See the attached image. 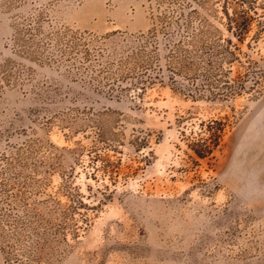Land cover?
Returning a JSON list of instances; mask_svg holds the SVG:
<instances>
[{
  "label": "rangeland",
  "instance_id": "1",
  "mask_svg": "<svg viewBox=\"0 0 264 264\" xmlns=\"http://www.w3.org/2000/svg\"><path fill=\"white\" fill-rule=\"evenodd\" d=\"M0 264H264V0H0Z\"/></svg>",
  "mask_w": 264,
  "mask_h": 264
},
{
  "label": "trees",
  "instance_id": "2",
  "mask_svg": "<svg viewBox=\"0 0 264 264\" xmlns=\"http://www.w3.org/2000/svg\"><path fill=\"white\" fill-rule=\"evenodd\" d=\"M224 16L227 21L228 30L231 31L234 36H236V38L240 40V38H242V36L248 29L250 17H247L245 13H239L237 11H234L232 14H229L227 11H225ZM210 136L211 137L209 139L211 141H217V133H211ZM211 147L212 145H197L194 147L193 151L197 157L204 158L206 157V154L210 153Z\"/></svg>",
  "mask_w": 264,
  "mask_h": 264
}]
</instances>
